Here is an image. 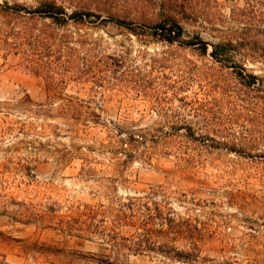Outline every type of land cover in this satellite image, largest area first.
I'll return each mask as SVG.
<instances>
[{"label":"rangeland","instance_id":"1","mask_svg":"<svg viewBox=\"0 0 264 264\" xmlns=\"http://www.w3.org/2000/svg\"><path fill=\"white\" fill-rule=\"evenodd\" d=\"M59 1L92 14L0 11V264H264V55L210 54L261 0H178L174 42L159 0ZM130 196L198 227L169 244L199 257L112 245Z\"/></svg>","mask_w":264,"mask_h":264},{"label":"trees","instance_id":"2","mask_svg":"<svg viewBox=\"0 0 264 264\" xmlns=\"http://www.w3.org/2000/svg\"><path fill=\"white\" fill-rule=\"evenodd\" d=\"M264 0L257 4L260 8H254L249 6L246 9L234 8L231 12V19L240 24V30L231 31L227 40L223 43L216 42L211 43L210 54L214 58H219L222 54H230L233 51H245L249 55L259 53L264 55ZM181 4L182 13H186L185 6ZM158 6L163 12L161 20L152 24L153 33L157 34L162 40L168 42H174L181 38L184 32L181 19L184 16H180L178 11V0H159ZM0 11L20 13L27 12L31 15H41L48 17L55 24H63L68 22L69 19H77L84 21L83 15H91L90 11H78L72 10L70 13L66 11V7L59 0H38V4L34 7H27L23 4L13 3L9 4L5 1L4 4L0 3ZM194 21L206 23L212 25L214 20L204 11H194L192 9ZM185 15V14H184ZM120 23V20H116ZM13 34V33H12ZM16 38L27 37L28 33L26 28L14 33ZM39 37V35H37ZM198 42L202 45V50L205 52L208 42L202 40L199 36L196 37ZM191 43V42H189ZM194 43V42H192ZM221 48V49H219ZM19 51V50H18ZM252 79H255L253 74H250ZM252 81L247 82V86H250ZM92 208L88 207L86 214L89 221L92 220L95 213H92ZM187 222V223H183ZM187 219L177 220L173 216L164 212L159 205L154 202L153 206L148 204L144 197L130 196L127 201L120 204L118 212L115 214L109 227V232H105V228L101 229V234L108 238V241L112 243L116 248L123 250H157L166 254H173L178 258L195 260L199 257V247L197 240L193 242L192 249L189 251L174 250V247L170 246V242L174 237L180 236L184 233L186 228L193 229L197 232L199 237V229L196 226L191 227ZM101 224V223H100ZM124 225L134 226V232L129 236L120 235L117 228ZM194 238V239H196ZM1 264H7L1 262ZM112 264V263H109Z\"/></svg>","mask_w":264,"mask_h":264}]
</instances>
